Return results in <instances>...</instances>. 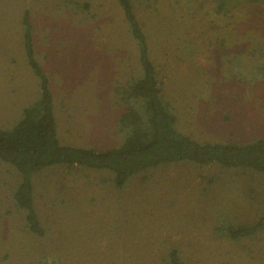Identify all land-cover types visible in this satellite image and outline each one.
Returning <instances> with one entry per match:
<instances>
[{"label": "rangeland", "instance_id": "obj_1", "mask_svg": "<svg viewBox=\"0 0 264 264\" xmlns=\"http://www.w3.org/2000/svg\"><path fill=\"white\" fill-rule=\"evenodd\" d=\"M139 1L138 18L178 129L212 142L264 137V7L221 14L209 0ZM24 9L49 78L59 140L105 148L118 113L114 88L137 68L118 4L0 0V128L39 94L19 45ZM107 177L84 168L35 173L34 206L44 229L35 236L10 198L16 172L0 162V264H159L169 247L191 264H264L263 234L235 244L215 228L261 214L259 174L184 162L141 172L122 189Z\"/></svg>", "mask_w": 264, "mask_h": 264}, {"label": "trees", "instance_id": "obj_2", "mask_svg": "<svg viewBox=\"0 0 264 264\" xmlns=\"http://www.w3.org/2000/svg\"><path fill=\"white\" fill-rule=\"evenodd\" d=\"M115 1L135 44L137 68L114 88L118 113L113 140L105 148L73 146L59 140L49 78L35 56L30 12L24 9L20 14L19 45L27 67L37 80L39 94L35 101L22 108L10 127L0 128V162L9 164L16 172L10 198L14 208L23 214L25 230L35 236H42L44 229L34 206L33 175L43 169L105 171L110 186L122 189L141 172L189 162L248 170L259 174L264 186V137L245 142L229 139L212 142L196 139L178 129L173 104L164 97L150 41L138 18L140 1ZM209 4L217 13L226 14L246 5L264 7V0H209ZM82 8H88V4L84 3ZM261 57L264 64V54ZM262 194L264 201V187ZM215 228L222 238L235 244L264 235V205L261 214L251 222L230 221ZM158 260L159 264H191L182 257L178 247H169Z\"/></svg>", "mask_w": 264, "mask_h": 264}]
</instances>
